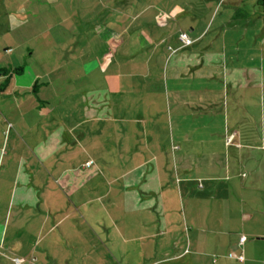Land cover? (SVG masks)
Returning <instances> with one entry per match:
<instances>
[{"label":"crops","instance_id":"crops-1","mask_svg":"<svg viewBox=\"0 0 264 264\" xmlns=\"http://www.w3.org/2000/svg\"><path fill=\"white\" fill-rule=\"evenodd\" d=\"M8 2L0 264H264L257 0Z\"/></svg>","mask_w":264,"mask_h":264},{"label":"rangeland","instance_id":"rangeland-1","mask_svg":"<svg viewBox=\"0 0 264 264\" xmlns=\"http://www.w3.org/2000/svg\"><path fill=\"white\" fill-rule=\"evenodd\" d=\"M2 1H5V2L9 1L8 4L11 3V6L9 7L10 11L13 10V5H15L16 2L17 3L22 2V0H1V2ZM205 2H206V0H202V1L192 0L193 6L195 5L196 10L197 9L199 10V11H197V13L200 15V19L202 18V20L205 19V16L208 14V10L210 8L209 6L205 5ZM221 10H223V6H222ZM9 36H12V35L9 34ZM0 40H2V42H4V43L7 42L5 37L1 38ZM13 42L14 43L16 42L14 38H13ZM20 50L21 51L13 49V56L14 57H21L22 59H24L26 53H25L24 49L21 48ZM1 53H3V51ZM252 102H253V98H252ZM4 130L2 132H0V133H2V135H1L2 139L3 138L6 139L8 137V132L4 131ZM12 156H13V153L11 152L9 147L7 149H5V147H3V148L0 147V177L3 176V172H5V170H7L9 166L11 167V169H13L15 167V165H17V162H15L13 160ZM185 164H186V168H185L186 170L192 169L194 173H199L198 171H201V167H196L195 161H189V162H186ZM177 166H179V162L171 160L169 166H167L166 169H169V171L171 173V176L169 178H171L173 186H175L178 189L179 182H180V180H183L182 175H184V174L182 171L183 169L181 170L182 172H180V171L177 172ZM178 173H179V175H178ZM181 186H183V184H181ZM108 215L114 216V214L112 213V210L108 209ZM179 216H180V214H179V210H178L177 211V217H179ZM76 259L80 262V264H91L87 259H85L82 262L81 258H78V257H75L74 262H72L71 264H79V263H76ZM104 263L105 264H111V261L109 258H107V260Z\"/></svg>","mask_w":264,"mask_h":264},{"label":"built area","instance_id":"built-area-1","mask_svg":"<svg viewBox=\"0 0 264 264\" xmlns=\"http://www.w3.org/2000/svg\"><path fill=\"white\" fill-rule=\"evenodd\" d=\"M178 37L182 47H188L192 44V40L190 39L187 33L181 32ZM229 140H231V138ZM244 240L245 237L241 236L239 239L240 244H242ZM238 260L243 261V256L239 255ZM12 261L14 264H23V260L20 258H14Z\"/></svg>","mask_w":264,"mask_h":264},{"label":"trees","instance_id":"trees-1","mask_svg":"<svg viewBox=\"0 0 264 264\" xmlns=\"http://www.w3.org/2000/svg\"><path fill=\"white\" fill-rule=\"evenodd\" d=\"M257 3L259 6H261L264 9V0H257ZM6 15V13L2 10L1 8V0H0V32L2 31L3 28V18ZM21 68H17L15 70H13V73H17L20 71ZM5 74H7V69H0V75L4 76ZM8 80H5L3 83L0 84V93H2L6 86H7Z\"/></svg>","mask_w":264,"mask_h":264}]
</instances>
